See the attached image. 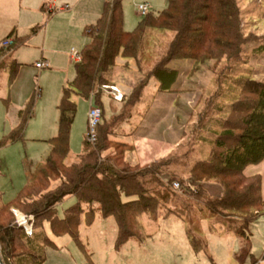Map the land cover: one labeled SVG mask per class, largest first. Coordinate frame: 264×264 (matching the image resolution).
Wrapping results in <instances>:
<instances>
[{
	"label": "trees",
	"instance_id": "1",
	"mask_svg": "<svg viewBox=\"0 0 264 264\" xmlns=\"http://www.w3.org/2000/svg\"><path fill=\"white\" fill-rule=\"evenodd\" d=\"M240 12L237 0H169L165 10L155 15L149 13L134 31L127 32L123 29V0L106 1L97 24L85 29L88 43L81 51V61L74 65V80L63 88L58 106V134L49 140L48 157L28 173L24 189L12 202L3 204L0 198L3 264H46L47 249L55 248L52 237L69 236L86 253L80 243V228L83 219L90 226L96 215L114 218L119 248L132 239L145 241L151 236L140 218L147 215L156 219L160 213L161 199L152 193L164 186L161 175L165 172L157 164L160 170H155L156 165L135 174L138 166L125 158L132 147L117 141L118 127L106 121L103 89L111 86L106 75L119 59L133 60L138 72L145 74L140 90L155 79L161 92H172L179 77L178 70L170 66L175 60L190 61L196 69L194 72L206 64H211L213 74L217 71L215 80L220 87L217 93L220 98L215 100V105L222 108L211 110L213 99L209 98L200 111V118L207 116L206 120H200V125L209 132L206 141L209 156L189 167L188 175L197 185V194L196 205L188 208L187 214L197 221L192 218L193 222L184 221L189 239L201 232L199 221L206 220L212 227L220 225L227 233L246 241L240 256L249 253L247 230L264 216L262 177L245 174L248 167L264 162V80H258L251 68L240 63L247 42ZM170 33L173 38L167 46L145 58L153 36L158 34L165 39ZM9 39L14 47H0V72L6 69L13 76L18 65L14 53L24 42L18 41L14 31L3 42ZM222 91L226 92L223 99ZM72 96L94 101L103 110V118L97 128L95 145L86 139L77 160L66 163L76 116ZM32 106L30 103L20 111V124L12 141L22 136L32 117ZM209 123L218 125L209 129ZM6 142L1 141L0 147ZM175 179L176 174H172L169 183ZM207 183L220 186V197H210L204 191L202 184ZM67 197H73L75 202L60 214L58 207ZM140 202L145 203L144 207L132 209L133 204L137 206ZM206 207L217 212L211 216ZM13 209L33 216V223L42 219L41 228L34 224L29 236L14 223ZM229 216L235 217L226 218ZM46 224L52 237L45 231Z\"/></svg>",
	"mask_w": 264,
	"mask_h": 264
},
{
	"label": "rangeland",
	"instance_id": "2",
	"mask_svg": "<svg viewBox=\"0 0 264 264\" xmlns=\"http://www.w3.org/2000/svg\"><path fill=\"white\" fill-rule=\"evenodd\" d=\"M237 2L243 35L247 39L240 63L251 68L258 80H264V0ZM43 3L58 10L55 16L48 17L41 10ZM103 3L104 0H0V42L13 31L25 41L14 53L18 63L15 74L12 76L6 69L0 72V142L7 141L0 147V198L3 204L18 196L27 183L28 173L50 153L49 140L58 134V106L63 88L75 77L71 53H81L85 45L84 25L96 23ZM168 3L169 0H123V29L132 32L145 18L137 13L139 5L147 4L149 13L155 15L165 10ZM70 21L76 26H71ZM169 35L165 39L158 34L153 36L144 53L145 58L151 53L156 54L161 47L165 48L173 38L172 33ZM10 47L14 46L7 48ZM4 55L8 59V55ZM40 62L48 63L49 68L37 70L35 65ZM210 65L194 72L196 69L190 61H172L170 66L179 72L172 92H161L155 79H151L143 90L138 89L145 74L138 72L133 60L119 59L107 73L106 77L112 82L110 85L120 91L122 98L115 100L112 94L103 92L106 121L118 127L117 141L132 147L125 158L138 166L139 171L135 170V174L145 167L163 166L160 169L165 172L161 175L164 186L152 193L154 197H160L162 204L156 219L141 216L140 221L151 236L143 243L135 240V246L118 247L117 225L112 217L96 215L90 226L83 219L80 243L87 254L69 236L53 238L46 224V233L58 247L69 248L76 264H264V216L249 226V253L241 256L246 241L227 233L222 226L212 227L209 221H199L201 232L195 233L190 242H185L186 234L182 231L184 219L187 223L197 221L187 214V209L196 205L194 195L197 194V185L188 175L189 167L209 156L206 142L209 132L201 128L200 111L209 98L213 99L211 110L222 108L220 104L215 105V100L220 98L217 95L220 87L215 80L217 71L213 74ZM72 101L76 105V116L66 163L76 161L83 151L89 110L94 103L79 96H72ZM30 103L33 104L32 117L22 136L12 141L20 124L19 111ZM217 125L209 123L207 128ZM158 165L155 170L159 169ZM172 174H176L177 179L170 184ZM202 187L210 197L221 195V188L215 183L202 184ZM74 202L73 197H67L59 205V213ZM144 204H133L132 209L139 210ZM205 209L211 216L217 212ZM15 220L14 216V223ZM33 224L41 228L42 219ZM57 258L49 256L47 264H57Z\"/></svg>",
	"mask_w": 264,
	"mask_h": 264
},
{
	"label": "built area",
	"instance_id": "3",
	"mask_svg": "<svg viewBox=\"0 0 264 264\" xmlns=\"http://www.w3.org/2000/svg\"><path fill=\"white\" fill-rule=\"evenodd\" d=\"M149 7L147 4L139 5L137 7V13L142 16L146 17L149 14ZM3 47L7 48L9 46L13 45V41L11 39L6 40L3 44ZM71 59L78 63L81 61V53H78L76 51H72L71 53ZM36 68L41 70L44 68H48V64L44 62L37 63ZM104 93L112 94L115 100H120L122 98V95L120 91L114 87V86H107L103 89ZM103 118V110L96 106L94 103L92 104L89 115H88V134H87V141L90 144H94L97 141V128L99 124L101 123ZM12 213L16 217L15 223L18 227L24 228L29 236L32 235L33 232V216H26L19 211L13 209Z\"/></svg>",
	"mask_w": 264,
	"mask_h": 264
},
{
	"label": "crops",
	"instance_id": "4",
	"mask_svg": "<svg viewBox=\"0 0 264 264\" xmlns=\"http://www.w3.org/2000/svg\"><path fill=\"white\" fill-rule=\"evenodd\" d=\"M106 1L107 0H104V3H103V6H102V11H101V15H100V17L97 19V21H96V23L95 24H97V22H98V20L101 18V16H102V14H103V9H104V5H105V3H106ZM41 10L43 11V12H45V13H47V16L48 17H52V16H55V14H56V12L58 11L57 9H55L52 5H50V6H48V4L47 3H43L42 4V6H41ZM54 10V11H53ZM61 11L63 10V8H61L60 9ZM72 23V21H70V25L71 26H73V27H75L76 25H72L71 24ZM94 24V25H95ZM94 25H84V28H83V32H85V29H87L88 27H90V26H94ZM15 33V32H14ZM9 35V34H8ZM7 35V36H8ZM15 35H16V33H15ZM6 36V37H7ZM17 36V35H16ZM85 36V35H84ZM5 37V38H6ZM4 38V39H5ZM18 38V41H20V42H24L25 43V41L23 40V39H21V38H19V37H17ZM85 38V45L88 43V39L86 38V37H84ZM4 39L0 42V47H1V44H2V42L4 41ZM84 45V46H85ZM84 48V47H83ZM82 48V49H83ZM82 51V50H81ZM15 56V55H14ZM46 63V62H45ZM48 64V63H47ZM76 64V63H75ZM36 65H37V63H36ZM36 65H35V68H36ZM48 68H49V65H48ZM37 69V68H36ZM37 70H39V69H37ZM19 113H20V111H19ZM245 174L247 175V176H251V175H254V174H260L261 175V177H262V194H263V197H264V162H262L261 164H259V165H257V166H250V167H248L247 169H246V171H245ZM218 197H220V196H218ZM181 219V221H183V218H180ZM217 226H220V225H217ZM216 226V227H217ZM183 227V229H182V231L183 232H185V236H186V241L185 242H190V239H189V237H188V235H187V228H186V226L184 225V226H182ZM223 228V227H222ZM203 229V228H202ZM224 229V228H223ZM149 239V238H148ZM147 239V240H148ZM136 241H139V240H136ZM146 241V240H145ZM115 242V241H114ZM140 242H142L143 243V241H140ZM127 244H129L130 246H135V239H132V240H130L129 242H127L126 243V245ZM135 248V247H134ZM51 255H53V256H56V257H58L57 259H58V262H57V264H76V260L71 256V253L69 252V248L68 247H64V246H62V247H58L56 244H55V248L54 249H47V258H49V256H51ZM46 264H47V262H46Z\"/></svg>",
	"mask_w": 264,
	"mask_h": 264
},
{
	"label": "water",
	"instance_id": "5",
	"mask_svg": "<svg viewBox=\"0 0 264 264\" xmlns=\"http://www.w3.org/2000/svg\"><path fill=\"white\" fill-rule=\"evenodd\" d=\"M0 264H3L2 259H1V254H0Z\"/></svg>",
	"mask_w": 264,
	"mask_h": 264
}]
</instances>
